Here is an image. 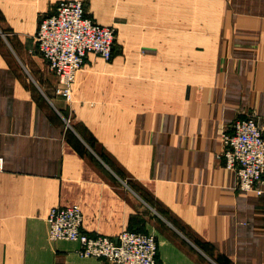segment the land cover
Instances as JSON below:
<instances>
[{"label":"crops","instance_id":"0c3cea01","mask_svg":"<svg viewBox=\"0 0 264 264\" xmlns=\"http://www.w3.org/2000/svg\"><path fill=\"white\" fill-rule=\"evenodd\" d=\"M61 0H0V264H119L49 238L153 234L157 264H264V191L240 190L224 133L254 114L264 135V0H82L113 25L68 101L34 40Z\"/></svg>","mask_w":264,"mask_h":264},{"label":"built area","instance_id":"2783aa9c","mask_svg":"<svg viewBox=\"0 0 264 264\" xmlns=\"http://www.w3.org/2000/svg\"><path fill=\"white\" fill-rule=\"evenodd\" d=\"M114 33V28L87 16L81 0H61L51 14L41 19L36 40L49 68L59 77L57 94L71 99L75 74L88 53L96 52L105 59L112 56ZM223 143L224 166L236 173L238 188L262 193L264 135L256 116L237 118L233 131L224 133ZM47 221L51 240H78V252L83 256L102 257L119 264H157L158 246L153 234L125 229L115 238L88 235L81 229L83 215L76 204L52 207Z\"/></svg>","mask_w":264,"mask_h":264},{"label":"rangeland","instance_id":"374dc122","mask_svg":"<svg viewBox=\"0 0 264 264\" xmlns=\"http://www.w3.org/2000/svg\"><path fill=\"white\" fill-rule=\"evenodd\" d=\"M81 1H82V0H81ZM82 2H83V1H82ZM83 4H84V3H83ZM84 9H85V6H84ZM40 21H41V20H40ZM40 21H39V23H40ZM39 23H38V26H39ZM99 24H100V23H99ZM101 25H103V26H105V27H106V26H109V27H111V28H114V31H115L114 36H113V47H114L115 40H116V28H115V26H113V25H105V24H101ZM37 30H38V27H37ZM37 30H36V32H37ZM36 32H35L34 40H35V42H36V44H37V40H36ZM37 45H38V44H37ZM91 53H96V52H91ZM99 55H100V54H99ZM112 55H113V53H112ZM100 56H101V55H100ZM111 57H112V56H111ZM111 57H110L109 59H105L104 57H103V58H104L105 60H110ZM84 61H85V60H84ZM83 65H84V63H83ZM83 65H82V67H83ZM82 67H81V68H82ZM81 68H80V69H81ZM80 69H79V70H80ZM76 73H77V72H76ZM55 74H56V72H55ZM57 77H58V76H57ZM75 78H76V74H75ZM75 78H74V79H75ZM58 84H59V77H58ZM72 84H73V83H72ZM57 86H58V85H57ZM57 86H56V87H57ZM55 89H56V88H55ZM55 92H56V91H55ZM71 98H72V97H71ZM70 100H71V99H70ZM70 100H69V101H70ZM73 205H74V204H73ZM76 205H77V204H76ZM61 206H63V205H61ZM78 206H79V205H78Z\"/></svg>","mask_w":264,"mask_h":264}]
</instances>
